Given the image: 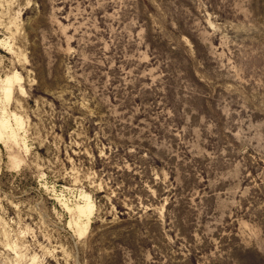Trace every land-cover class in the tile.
<instances>
[{
    "label": "rangeland",
    "instance_id": "obj_1",
    "mask_svg": "<svg viewBox=\"0 0 264 264\" xmlns=\"http://www.w3.org/2000/svg\"><path fill=\"white\" fill-rule=\"evenodd\" d=\"M0 264H264V0H0Z\"/></svg>",
    "mask_w": 264,
    "mask_h": 264
}]
</instances>
